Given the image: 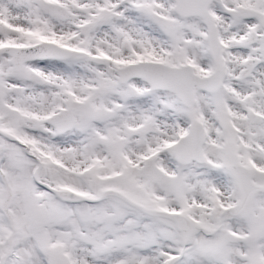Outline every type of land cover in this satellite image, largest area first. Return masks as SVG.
Segmentation results:
<instances>
[{
    "label": "snow or ice",
    "instance_id": "obj_1",
    "mask_svg": "<svg viewBox=\"0 0 264 264\" xmlns=\"http://www.w3.org/2000/svg\"><path fill=\"white\" fill-rule=\"evenodd\" d=\"M0 264H264V0H0Z\"/></svg>",
    "mask_w": 264,
    "mask_h": 264
}]
</instances>
